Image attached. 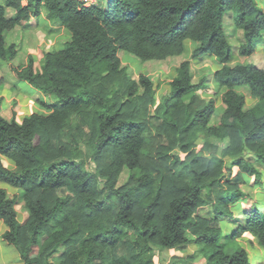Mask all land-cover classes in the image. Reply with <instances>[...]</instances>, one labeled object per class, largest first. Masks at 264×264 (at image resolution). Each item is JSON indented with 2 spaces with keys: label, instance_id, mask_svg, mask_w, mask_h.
I'll return each instance as SVG.
<instances>
[{
  "label": "trees",
  "instance_id": "trees-1",
  "mask_svg": "<svg viewBox=\"0 0 264 264\" xmlns=\"http://www.w3.org/2000/svg\"><path fill=\"white\" fill-rule=\"evenodd\" d=\"M228 11L237 13L234 24L244 34L238 53L253 56L264 36V9L256 0H0L3 60L18 51L16 43L7 44L6 32L37 16L71 34L64 47L44 51L41 62L29 54L14 69L55 97L40 100L47 113L6 118L0 99L2 237L24 264H55L51 258L61 246L58 264H142L154 246L174 249L192 241L208 264H251L239 237L250 233L264 246V201L248 206L252 202L243 200V185L251 183L246 175L259 184L255 162L264 166V58L230 63ZM187 40L198 43L191 58L213 54L222 66L196 81L192 60L181 61L161 101L151 79L132 78L120 57L124 50L143 62L164 60L181 55ZM211 82L223 106L214 124L217 92L209 98L198 92ZM244 85L255 100L250 106ZM153 129L155 148L146 140ZM201 135L224 142L221 154L219 146L210 155L198 151ZM172 147L185 156L170 155ZM125 167L128 178L118 186ZM204 191L210 217L196 210ZM20 198L28 212L23 221Z\"/></svg>",
  "mask_w": 264,
  "mask_h": 264
},
{
  "label": "rangeland",
  "instance_id": "rangeland-1",
  "mask_svg": "<svg viewBox=\"0 0 264 264\" xmlns=\"http://www.w3.org/2000/svg\"><path fill=\"white\" fill-rule=\"evenodd\" d=\"M259 6H261L264 9V0H256ZM14 11L9 8L7 9V14L11 15ZM236 12L234 11H228L226 12V18H225V27L226 32L228 34V37L233 45L232 47V53L233 56H237V58L240 60L242 59L237 54V48L236 45L239 44L238 40V34L234 32V30H238L239 28L235 26L234 20L236 17ZM232 20V22H231ZM232 24V27H231ZM53 26L52 30H49V27ZM71 39L70 32L62 27L58 23H50L48 19H46L44 16H37L35 19H33L31 22H29L28 25L22 26V27H16L15 29H12L10 31L6 32V41L7 44L16 43L17 44V52L18 54L15 56L14 59L10 61H6L3 59H0V68L1 73H3L4 76H10L12 78H15L14 69L22 66L27 63L29 54L33 53L37 56V62H41L40 58L42 56V53L44 51H49L52 49H58L65 46L66 42ZM258 48H264V36L260 39L258 42ZM193 41H188L185 46V52L182 54V57H170V59H164V60H153V61H147L143 62L140 60L137 56L127 52V51H120V57L122 59V62L124 66L127 67L129 75L134 78L138 79L141 74L147 75L151 81L154 84V91H155V97L157 101H161L163 96L168 93L171 89V81L177 74V67L182 60V58H190L192 60V66H193V72L195 75V80L197 81L202 75L207 74L211 72L214 68L218 67L220 63L217 61L218 59H215L212 55L206 54L199 58H191V52L194 47ZM264 58V52L261 50H256L253 56H249L248 60L250 62H257L259 60H262ZM247 60V59H246ZM10 83L17 84L13 79L10 80ZM25 84V82H23ZM26 88H29L31 91L32 89L29 87V85H25ZM217 88L213 89H204L199 90L198 92H207L206 94H209L208 92H217L215 93V96L217 97V111L216 114L213 116L211 123H217L219 120V117L222 112V102L221 98L219 96L220 90H216ZM28 90V91H29ZM241 90L246 94L247 96V102L248 106L252 105L255 100L250 96L249 88L244 85L241 87ZM205 95L201 93V96ZM214 95V94H213ZM47 100L49 103H53L56 101L55 97L47 95ZM187 98H190L187 96ZM44 109V108H43ZM41 110V112L47 113V111ZM6 115L10 113V110H5ZM155 129H153L151 132H148L146 135L147 144H149L151 147H156L155 143V135H154ZM166 142V140L164 141ZM210 142L212 144L211 146H207L206 143ZM214 146H219L217 150V154H221L222 148L225 146L224 142H219L213 137H207L205 135H201L196 140V148L198 151L203 152L206 155L212 154L215 149ZM170 155H173L176 152H179L182 157L185 156L184 152H181L179 148L172 147L170 148ZM227 164H230L229 161H227ZM256 166L263 171L261 176V182L259 184H255V181L253 183H246L243 185L244 190L247 192L248 196L247 198L243 199L245 203L247 202H254L256 200L264 201V198L260 196L259 192H264V166L260 162H255ZM237 167H233V173L237 172ZM129 175V169L127 167L124 168L121 175L118 177V186L122 185ZM246 178L250 179V176ZM251 182V181H250ZM11 188V187H10ZM12 189V190H11ZM11 192H15L16 190L11 188ZM70 192V191H69ZM62 196L66 195V191L61 190L60 191ZM204 198H203V204L197 207V212H203L205 215L213 216V207L211 205V202L209 201L206 191H204ZM243 203H241L242 205ZM16 208L19 210V219L21 221L25 220V218L28 215L27 209L25 208L24 201L20 198L18 201ZM227 229L230 228V224L227 225ZM65 247L61 246L60 251L55 253L52 256V260L55 262V264H58V262L61 260L63 252L65 251ZM6 264H18V259L16 257V254H18V250L14 245H9L6 249ZM264 261V252L261 254H258L255 258H252V264H260ZM142 264H208L206 261L205 256L203 253L199 250V246L195 241H192L190 243H187L186 245L180 247V248H174V249H159L158 247L154 246L153 250L150 251L149 254H147L146 257L143 259Z\"/></svg>",
  "mask_w": 264,
  "mask_h": 264
},
{
  "label": "crops",
  "instance_id": "crops-1",
  "mask_svg": "<svg viewBox=\"0 0 264 264\" xmlns=\"http://www.w3.org/2000/svg\"><path fill=\"white\" fill-rule=\"evenodd\" d=\"M41 16H44V15H41ZM225 18H226V14H225ZM231 22H232V20H231ZM225 23L226 22L224 20V25H226ZM231 27H232V24H231ZM225 29H226V27H225ZM234 32L237 33L238 34V37H239L238 38L239 44L236 45V48H237L236 50H237V53H238V46L244 40V34H243V30L240 29V28L237 31L234 30ZM188 41H193V40H187L186 43ZM193 43H194L195 46L198 44L196 41H193ZM257 50L258 51L261 50L262 52H264V48H258V45H257ZM184 52H185V50H184ZM17 54H18V52H17ZM182 54L181 55H178V56H173V57H182ZM209 55H212L213 57H215V59H218L213 54H209ZM237 55L239 57H241L242 59L239 60L237 58V56L236 57L233 56L232 59H231V61H230L231 64H235V63H245V64H247V63L250 62L248 60V57L249 56H247V55H241L239 53ZM167 59H170V57L167 58ZM185 59H190V58H188V57L182 58L181 61H183ZM181 61H180V63H181ZM217 61L220 63L219 60H217ZM221 66H222V64L220 63V65H218V67L214 68L212 71L217 70ZM14 74H15V71H14ZM15 76H16V74H15ZM12 79L15 82H17V84L10 83V80H12ZM0 80H1V84H0V99L2 100V114L6 118H10L14 114L16 116V118L21 121L27 115H30V114H32L34 112H41V110L43 108H44L43 109L44 111H47L48 112L47 107L44 106L40 102L41 99H43L46 102H49L47 100V98H48L47 95H45L40 90H38L35 87H33L32 85H30L28 82L19 79L17 76L15 78H12L10 76H7V77L4 76L3 73H1V68H0ZM23 82H25V84H23ZM25 85H29V87L32 90L30 91L29 88H26ZM215 87H217L216 83L211 82L210 85H209V87H208V89H213ZM199 93H200V95H201V93L202 94H205V95H202V96L203 97H206V98L212 97L213 94H214V92H208L209 94H206L207 92H199ZM5 110H10V113L8 115H6ZM3 160H4V162H5L6 165H8L10 167H13V162L10 159H8L7 157H3ZM250 178H251V176H250ZM253 181H255V177L254 176H252V178H251V183H253ZM2 185L4 187L8 188L9 190L11 188H13L9 184H7V183H2ZM259 194H260L261 197L264 198V192L263 193L262 192H259ZM255 202L256 201L252 202L251 205L249 204L248 206H254L256 204ZM245 205H246V203H245ZM228 229L226 228V230H228ZM6 230H7V225L5 224V222L2 219H0V264H6V254H5V252H6L7 247L9 245L10 246L12 245V244L8 243L2 237L3 233ZM239 240L241 241V243L243 244V246L248 250L249 255H250L251 264H252V258H255L258 254H261V253L264 252V246H261L258 243L257 239L254 236H252L250 233H244L242 236L239 237ZM16 257L19 258L18 259V264H24V262L22 261V259L20 257L19 252H18V254H16ZM260 264H264V261L261 262Z\"/></svg>",
  "mask_w": 264,
  "mask_h": 264
},
{
  "label": "built area",
  "instance_id": "built-area-1",
  "mask_svg": "<svg viewBox=\"0 0 264 264\" xmlns=\"http://www.w3.org/2000/svg\"><path fill=\"white\" fill-rule=\"evenodd\" d=\"M24 2H28L29 0H23ZM84 4H95L98 0H80Z\"/></svg>",
  "mask_w": 264,
  "mask_h": 264
}]
</instances>
